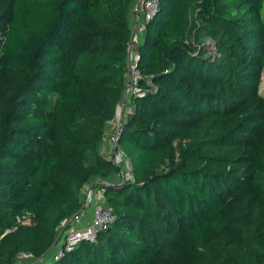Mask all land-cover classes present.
Segmentation results:
<instances>
[{
  "label": "trees",
  "instance_id": "obj_1",
  "mask_svg": "<svg viewBox=\"0 0 264 264\" xmlns=\"http://www.w3.org/2000/svg\"><path fill=\"white\" fill-rule=\"evenodd\" d=\"M134 1L0 0V264H264V0H156L108 181ZM91 182L111 223L44 260Z\"/></svg>",
  "mask_w": 264,
  "mask_h": 264
},
{
  "label": "built area",
  "instance_id": "obj_2",
  "mask_svg": "<svg viewBox=\"0 0 264 264\" xmlns=\"http://www.w3.org/2000/svg\"><path fill=\"white\" fill-rule=\"evenodd\" d=\"M156 9V0H136L135 5L131 9V13L144 24L155 15ZM135 61L136 56L130 58V70L137 77V73L133 68ZM116 135L114 134L108 138L111 146L108 159H112L111 161L115 165H117L115 161L119 160L121 165L123 163L124 167L130 169L129 162L124 154L119 149L112 151L113 145L116 142ZM121 165L117 166L121 168ZM82 195L86 197L83 205L80 211L66 222L67 229L56 245L57 247L53 252L54 259L61 258L65 252H69L78 243L92 240L95 233L105 230L113 219L110 209L105 205L99 191H94L91 187H84ZM18 221L22 224H28L29 222L28 217L25 215L21 216ZM20 257L30 259L28 255H18L15 259H20Z\"/></svg>",
  "mask_w": 264,
  "mask_h": 264
},
{
  "label": "rangeland",
  "instance_id": "obj_3",
  "mask_svg": "<svg viewBox=\"0 0 264 264\" xmlns=\"http://www.w3.org/2000/svg\"><path fill=\"white\" fill-rule=\"evenodd\" d=\"M131 27L132 26L129 23L130 32H131ZM142 37L139 36V33L138 32H136L133 36H131V40L132 39L133 40L132 41L130 40L131 41L130 42V47H129L130 50H128V51H130L129 52V55L132 52H134V49H133L134 48V45H137L138 46L141 43ZM136 79H137V77L130 70V59H129V63H128V67H127V73L125 75L124 88H123L121 97H120L119 102H118V108H117L116 116H115V119H114L116 123L120 120V113H119V111L121 110L122 103L128 102L129 99H130V96L133 95L134 93H136V90L133 88ZM259 93L264 97V70L262 72L261 83L259 85ZM105 138H106L105 135H103L102 136V139H101V141L99 143V147L101 146V144H102V142L104 141ZM115 163L117 165H119V166L121 165V162L119 160L115 161ZM129 172H130V169L124 167L123 166V163H122L121 168H120V174L118 175V177L117 176H114L111 179H108V181L109 180H111V181L112 180L113 181H117V180H119V178L120 179H129ZM93 183L94 182L89 183L86 187H91ZM85 198L86 197L84 196V200H85ZM65 224H66V222L62 223L60 225V227L58 228V232H57V236H56V239H58L57 243L59 242V240L62 237V235L65 233L64 232L62 234L63 228L65 227ZM57 243H56V245H57ZM56 245H54L52 247V250H50L48 252V254L45 256L44 260L51 259L52 253L55 251V249L57 247ZM29 262H30V259L29 258L20 257V259H15L13 261V264H28Z\"/></svg>",
  "mask_w": 264,
  "mask_h": 264
},
{
  "label": "crops",
  "instance_id": "obj_4",
  "mask_svg": "<svg viewBox=\"0 0 264 264\" xmlns=\"http://www.w3.org/2000/svg\"><path fill=\"white\" fill-rule=\"evenodd\" d=\"M135 3H136V1H134V3L132 4L131 8L135 5ZM131 8H130L129 13H128L129 16H127L128 25L130 23V25L132 26L131 27V36H133L136 32H138L139 33V36L142 37L144 24H143V22L139 18H137L136 16H133L132 15ZM130 40H131V38H130ZM131 41H129L128 50H130L129 47H130V42ZM136 48H137V45H134V48H133L134 49V52H132L130 55H129V52L130 51H128V61H129V59L131 57L136 56ZM129 111H130L129 101L128 102H125V103H122L121 110L119 111V113H120V120L117 123L114 120L113 122L109 123L106 126L105 132H104V135H105L106 138L102 142L101 146L98 148L100 154L104 158H107L108 159V156H109V153H110V150H111V146H110V144L108 142V138L110 136H112V135H114V134L117 133V130H118V127L120 125L121 120L129 113Z\"/></svg>",
  "mask_w": 264,
  "mask_h": 264
},
{
  "label": "water",
  "instance_id": "obj_5",
  "mask_svg": "<svg viewBox=\"0 0 264 264\" xmlns=\"http://www.w3.org/2000/svg\"><path fill=\"white\" fill-rule=\"evenodd\" d=\"M131 38V37H130ZM128 46H129V43H128ZM128 63H129V61H128V53H127V56H126V64H127V67H128ZM118 133H119V131H118ZM117 133V135H116V142L114 143V145H113V148H112V151H114L115 149H116V147H117V137H118V134ZM112 159H110V161H111ZM47 254V252L46 253H44L41 257H44L45 255ZM41 257L39 258V260L41 259Z\"/></svg>",
  "mask_w": 264,
  "mask_h": 264
}]
</instances>
